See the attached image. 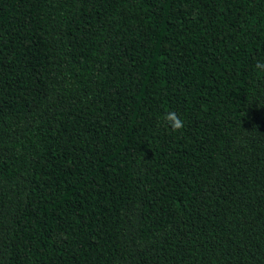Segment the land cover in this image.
I'll return each mask as SVG.
<instances>
[{"label":"trees","instance_id":"trees-1","mask_svg":"<svg viewBox=\"0 0 264 264\" xmlns=\"http://www.w3.org/2000/svg\"><path fill=\"white\" fill-rule=\"evenodd\" d=\"M257 62L264 0H0V264H264Z\"/></svg>","mask_w":264,"mask_h":264},{"label":"clouds","instance_id":"clouds-1","mask_svg":"<svg viewBox=\"0 0 264 264\" xmlns=\"http://www.w3.org/2000/svg\"><path fill=\"white\" fill-rule=\"evenodd\" d=\"M256 67L258 69L264 70V62H257ZM165 119L173 131H179L184 127V121L179 118L175 112L167 113Z\"/></svg>","mask_w":264,"mask_h":264}]
</instances>
